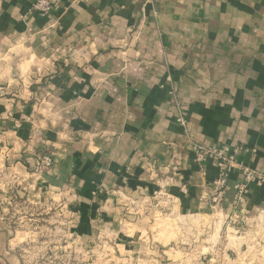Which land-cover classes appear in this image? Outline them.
<instances>
[{"label": "crops", "instance_id": "obj_1", "mask_svg": "<svg viewBox=\"0 0 264 264\" xmlns=\"http://www.w3.org/2000/svg\"><path fill=\"white\" fill-rule=\"evenodd\" d=\"M35 1L0 0V264H25L41 206L101 222L118 264H264V186L238 202L233 167L215 208L225 169L191 152L264 172V0Z\"/></svg>", "mask_w": 264, "mask_h": 264}, {"label": "rangeland", "instance_id": "obj_2", "mask_svg": "<svg viewBox=\"0 0 264 264\" xmlns=\"http://www.w3.org/2000/svg\"><path fill=\"white\" fill-rule=\"evenodd\" d=\"M178 121H185L182 117H179ZM203 149L204 153H209L210 151H220L226 148L230 149L232 159L227 161L228 167H223L228 173V181L230 179V171L233 167H237L243 176V184L245 185V177L243 173V168L247 167L253 170L251 166L239 161L238 155L243 151H248V148H245L242 145H225L220 148L205 147L198 143H193L191 145V152L193 153V162L196 165H203L209 160H215L219 163L218 160L214 157H208L202 164L195 161L194 151L196 149ZM210 155V154H209ZM225 166V164H223ZM221 167V166H220ZM258 171V170H256ZM262 174L264 172L258 171ZM216 179V178H215ZM213 183V182H212ZM250 185H256L255 183L248 184L244 194L247 192V189ZM236 186V187H237ZM264 186V185H263ZM231 186L229 185V190ZM235 187V194L237 190ZM211 197L213 194L212 184H211ZM228 190V191H229ZM243 194V195H244ZM242 195V197H243ZM225 198V196H224ZM237 198V197H236ZM212 202V201H211ZM37 210L32 213H36ZM41 220L37 222L36 225L31 227L33 230L34 238L27 239V242L24 244V247L19 249L18 256L21 261L25 264H118V254L114 251L115 246L117 245L116 240L108 244L107 231H104L101 222L92 223L91 231L85 232V228L82 231V234L79 232H74L72 230L71 220L64 218L63 214H56L54 209L50 206H41ZM81 223H79L78 228ZM185 223L179 221V226L183 227ZM186 227L188 225L185 224ZM76 233V234H74ZM110 247V251L108 250ZM185 260L189 261L187 263L180 261H173L171 264H196L198 263V255L196 252L190 251ZM206 255H203V258ZM184 257V256H183ZM178 259V258H175ZM201 262H208V259H203ZM161 264H169L168 262H163Z\"/></svg>", "mask_w": 264, "mask_h": 264}, {"label": "built area", "instance_id": "obj_3", "mask_svg": "<svg viewBox=\"0 0 264 264\" xmlns=\"http://www.w3.org/2000/svg\"><path fill=\"white\" fill-rule=\"evenodd\" d=\"M60 0H36L33 3V10L38 13L41 16H47L51 11L54 9L55 6L60 4ZM230 149L226 148L220 151H210L209 153H204L203 149H196L194 151L195 155V161L197 163L202 164L205 160L208 159V157H214L216 160L220 162L221 167H228L227 161L232 159ZM210 154V155H209ZM41 159V167L43 169H51L53 167V158L49 154H44L40 157ZM225 164V166L223 165ZM243 173L245 177V185L237 186V201L241 202L242 201V195L244 194L246 190V186L248 184L255 183L259 186L264 185V174L244 167L243 168ZM212 189H213V194L211 197L212 204L215 208L221 207L224 196L226 192L229 190V181H228V173L226 171L221 172V174L213 181L212 183Z\"/></svg>", "mask_w": 264, "mask_h": 264}]
</instances>
